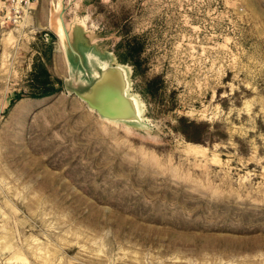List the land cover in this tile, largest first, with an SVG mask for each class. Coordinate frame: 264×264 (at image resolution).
Masks as SVG:
<instances>
[{"label":"rangeland","instance_id":"1","mask_svg":"<svg viewBox=\"0 0 264 264\" xmlns=\"http://www.w3.org/2000/svg\"><path fill=\"white\" fill-rule=\"evenodd\" d=\"M10 10L0 0V264H264V0ZM88 53L94 76L126 66L143 122L67 90L92 83ZM42 65L63 86L40 98Z\"/></svg>","mask_w":264,"mask_h":264},{"label":"bare ground","instance_id":"2","mask_svg":"<svg viewBox=\"0 0 264 264\" xmlns=\"http://www.w3.org/2000/svg\"><path fill=\"white\" fill-rule=\"evenodd\" d=\"M60 23L62 25L59 27L58 30L59 35L61 37H63L64 35L65 36L64 39H67L68 30L62 21H60ZM90 55H95V54L93 53L87 54L89 64L93 70L92 83L89 82V84L87 83L85 84L83 82L84 85L82 86L81 85L71 86L68 82L69 78H67L66 79L67 90L70 93L77 94L80 99L86 101L88 103L89 108L93 110L94 109L98 110V112L106 120L114 121V122L118 120L143 122L144 121V115L142 116L143 106L141 107V103H140L141 101L137 99V97L139 99L140 97L139 96L136 97L129 93L130 80L126 66L122 64L111 65L105 69L98 70V74L94 76L95 69L93 65L97 66V64H94L92 63V61H90L91 58ZM75 73H79L80 78L82 79L80 72L77 71L72 72V74Z\"/></svg>","mask_w":264,"mask_h":264},{"label":"trees","instance_id":"3","mask_svg":"<svg viewBox=\"0 0 264 264\" xmlns=\"http://www.w3.org/2000/svg\"><path fill=\"white\" fill-rule=\"evenodd\" d=\"M37 81V87L34 89L35 97H45L52 94H55L56 92L60 91L62 89V81L56 77H54L51 72L46 68L45 65L41 66V72L39 74H35L33 76V81ZM59 85V87H56V85Z\"/></svg>","mask_w":264,"mask_h":264},{"label":"built area","instance_id":"4","mask_svg":"<svg viewBox=\"0 0 264 264\" xmlns=\"http://www.w3.org/2000/svg\"><path fill=\"white\" fill-rule=\"evenodd\" d=\"M4 4H9L11 6V10L12 8L15 10L16 13V17L17 14L22 13V11H24V5H30L31 0H1Z\"/></svg>","mask_w":264,"mask_h":264},{"label":"water","instance_id":"5","mask_svg":"<svg viewBox=\"0 0 264 264\" xmlns=\"http://www.w3.org/2000/svg\"><path fill=\"white\" fill-rule=\"evenodd\" d=\"M65 84H67L66 82H65ZM98 111V110H97Z\"/></svg>","mask_w":264,"mask_h":264},{"label":"crops","instance_id":"6","mask_svg":"<svg viewBox=\"0 0 264 264\" xmlns=\"http://www.w3.org/2000/svg\"><path fill=\"white\" fill-rule=\"evenodd\" d=\"M79 55V54H78ZM80 56V55H79Z\"/></svg>","mask_w":264,"mask_h":264}]
</instances>
